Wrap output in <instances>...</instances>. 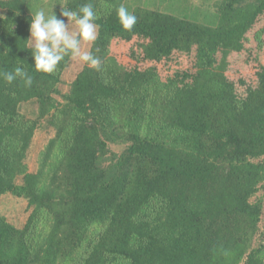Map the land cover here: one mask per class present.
<instances>
[{
    "label": "trees",
    "instance_id": "obj_1",
    "mask_svg": "<svg viewBox=\"0 0 264 264\" xmlns=\"http://www.w3.org/2000/svg\"><path fill=\"white\" fill-rule=\"evenodd\" d=\"M26 1L0 0V197L31 208L20 229L0 217V264H264V0H221L206 24L137 8L131 31L123 0H66L93 5L102 65L62 95L70 54L35 71ZM16 67L31 87L4 80Z\"/></svg>",
    "mask_w": 264,
    "mask_h": 264
},
{
    "label": "rangeland",
    "instance_id": "obj_2",
    "mask_svg": "<svg viewBox=\"0 0 264 264\" xmlns=\"http://www.w3.org/2000/svg\"><path fill=\"white\" fill-rule=\"evenodd\" d=\"M221 0H123L129 12H133L137 8H144L148 10H156L159 12L171 14L180 18H187L197 23L206 24L210 20V16L216 14V5ZM66 0H27L26 11L27 14L33 16L39 9H44L46 14L51 11L54 15L60 18L61 9L65 6ZM5 12L0 9V17H4ZM67 23V20L65 21ZM75 25L69 22V31H75ZM30 38V36H29ZM32 47V42L28 44ZM92 44L82 42L81 49L90 50ZM124 57L127 59V52L123 49ZM86 66L79 61L77 57L70 54L67 68L61 74V81L58 84V89L62 94H66L70 89V84L76 78L78 73ZM165 70V66L162 67ZM165 77L162 72L161 78ZM61 100L60 96H57ZM19 113L26 120H35L38 115V109L35 102L30 101L19 106ZM49 117L41 119L34 131L33 138L26 153L25 164L28 172L35 173L39 165V155L44 150L48 141L54 136V129L48 123ZM111 149L115 152L120 151L117 146H112ZM22 183V177L18 176L15 179V184ZM256 199H261L263 208L261 221L259 224L260 234H264V192L260 191L256 195ZM31 213V208L28 207L27 201L24 198H17L11 194H5L0 197V217H3L7 223L16 228H22ZM259 239V238H258ZM259 241H255L257 245Z\"/></svg>",
    "mask_w": 264,
    "mask_h": 264
},
{
    "label": "clouds",
    "instance_id": "obj_3",
    "mask_svg": "<svg viewBox=\"0 0 264 264\" xmlns=\"http://www.w3.org/2000/svg\"><path fill=\"white\" fill-rule=\"evenodd\" d=\"M116 14L122 28L131 31L137 24V17L121 5ZM64 18H67V23ZM98 15L91 3L80 6L78 10H71L66 6L61 9L60 18L53 14H46L44 9L37 10L31 17L30 38L32 42L34 69L38 73L52 74L67 54L77 57L80 62L96 70H101L102 61L91 50L81 49L82 42L92 44L98 36L99 25L95 22ZM76 30L69 31V22ZM4 80L11 84L17 78L26 87L33 84V76L22 67L2 73Z\"/></svg>",
    "mask_w": 264,
    "mask_h": 264
}]
</instances>
